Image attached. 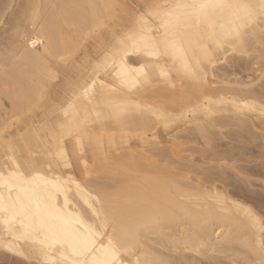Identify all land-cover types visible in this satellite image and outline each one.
<instances>
[{
	"label": "bare ground",
	"instance_id": "bare-ground-1",
	"mask_svg": "<svg viewBox=\"0 0 264 264\" xmlns=\"http://www.w3.org/2000/svg\"><path fill=\"white\" fill-rule=\"evenodd\" d=\"M125 2L126 0H26L25 6L29 9L28 27L23 29L20 28L21 25H16L12 28L13 33L8 40L11 47L8 54L3 53L4 57L2 54L0 58V170L7 175L9 171L7 165L14 160L16 164L21 165L20 171L26 174L46 178L58 177L65 183L60 192L52 191L51 202L57 207H63L67 196L70 202L69 212L73 211L71 205L80 207L77 201L82 204L81 197L98 200L99 203L94 204L93 207L98 209L99 216L89 219L91 216L89 212L84 216L87 224H100L107 218L108 223L104 231L122 244L134 246L141 264H203V261L200 262L202 258L212 259V262L211 260H208L209 263L204 262L208 264H264V231H262L264 224L260 223L264 220V196L248 178L251 170L264 173V161L246 168L234 163L228 165L222 160L229 159V156L221 155L220 150H217L216 157L212 154L214 148L210 147L213 149L211 154L216 157L217 160H214L217 163L206 167L204 164L203 172L205 168L209 169L204 174L197 172L201 169L198 158H192V162L199 165V167L196 165V171L195 163L192 165L189 160L190 165L184 163L182 166L183 169L185 168L184 172L175 169L178 161L181 162L182 159L181 161L175 159L173 162H168V164L173 163L171 164L173 169L164 171L161 168L163 171L161 173H168V175L164 174L167 175L166 179L154 177L160 172L155 168L148 171L152 178H145L144 182L138 180L137 175L131 176V182L133 178L138 180H134L135 186L125 179L129 182L126 183L127 186L121 190L116 188L118 190L116 191L118 193L120 190L126 196L118 194L117 197L114 196L115 199L112 196L114 200L109 197L110 194L102 193L105 184L102 186L103 190L98 192L100 189L97 187L99 190H96L97 188L94 187V184H98L95 182L97 179L95 178L93 184V180L88 178L86 169L88 157L91 153L105 151L102 138L91 137L100 129L113 131L115 128L120 132L133 130L144 134L152 131L156 135L159 127L175 126L179 128L174 131L175 133L177 131L182 133L185 130L186 133L189 132L188 138L182 136V134L186 136L185 133L181 134L186 144L187 139L195 141L196 137H207L206 133H209L207 127L236 125L239 128H247L248 118L245 119V115L249 112L258 114V118L264 122V87L259 86L258 89L252 86L246 87L244 85L248 83L244 80V82L234 81L232 85L231 79H228L230 73L228 74L226 68L221 66L223 59L227 58L229 53L232 55L236 51L237 53L256 52L253 54L254 64L264 66V22L258 17L249 25L242 41L219 48L212 44L207 54L201 51L200 44L204 41L200 34L195 29L186 30L183 59L196 65L195 76L183 70V61L179 56L169 55L157 63L148 59L143 53L129 49L126 56L129 65L150 66L151 71L147 81L138 86L121 87L118 81L113 82V78L109 76L105 81L106 87H97L95 95L88 101L81 99L77 102L75 97L84 82L88 80L91 66L99 56L103 55L108 37L124 28L136 14L144 11L145 5L172 3L176 0H137L136 3L127 5ZM244 2L258 4L259 0H244ZM12 8L10 4L2 9L4 12L1 11L0 26L5 24L3 18ZM22 13L24 16L25 10ZM22 16L19 15L20 18ZM98 25H104L105 29L99 30ZM197 60H199L198 64ZM69 67L71 73L68 77L73 88L65 90L64 99L55 98L54 80L60 78L62 73L67 75ZM161 68L166 75H160ZM253 70L256 71L255 68ZM6 99L8 105H5ZM74 103L76 104L74 111L79 114L78 124L73 126L71 132H62L61 125L72 119L65 117L64 110L69 104ZM137 105L141 107L137 108ZM189 111L192 113V121L187 122L191 124L186 125V122L182 124V115ZM125 115L128 116L125 118ZM251 124L250 122L249 127ZM27 125L29 130H26L24 135L13 130L14 127L25 128ZM182 126L185 128H181ZM116 132L115 130L114 133ZM178 134L172 137L181 138ZM156 148L157 152L159 148ZM151 149L153 150L152 147ZM60 150L66 152L63 158L55 155ZM160 151L158 152L161 156ZM230 151L229 154L236 157V154L232 153L233 150ZM156 152L155 155H158L159 153ZM129 153L127 151V154ZM126 155L125 157H128ZM213 157H209V160ZM128 158L131 163L126 162L132 166L135 160ZM140 159L138 166L143 163ZM145 162L146 160L144 164ZM135 164L133 167L137 166ZM126 168L129 169L128 165ZM192 170L199 175L197 178L191 176ZM260 182L264 190V179ZM76 183L80 185V190H77ZM0 191L8 195L7 188H2ZM11 194L15 197L18 193L14 190ZM20 195L24 196L23 193ZM112 203L117 206H113ZM241 208L250 210L256 222L253 223L240 210ZM23 232L24 230L17 226L10 233L0 225L1 251L6 250L28 257L32 256L29 252L31 249L39 256L32 240L22 235ZM104 239L106 242L107 237ZM156 245L162 249L156 248ZM236 245L238 249L234 250ZM3 252L5 256H10L7 252Z\"/></svg>",
	"mask_w": 264,
	"mask_h": 264
},
{
	"label": "snow or ice",
	"instance_id": "snow-or-ice-1",
	"mask_svg": "<svg viewBox=\"0 0 264 264\" xmlns=\"http://www.w3.org/2000/svg\"><path fill=\"white\" fill-rule=\"evenodd\" d=\"M144 7L145 10L136 14L124 28L108 37L103 55L91 66L88 77L91 82L86 80L81 86L75 97L77 102L81 99L88 101L95 95L97 87H106L105 81L109 76L121 87L138 86L147 81L150 66L129 65L126 60L129 49L143 53L157 63L169 55L179 56L183 70L195 76L196 65L183 59L186 30L195 29L200 34L204 41L200 44L201 51L207 54L212 44L219 48L242 41L249 25L257 17L264 22V0H259L258 4L244 0H176ZM98 29L103 31L105 26L98 25ZM160 75H166L163 68ZM75 108L74 103L64 110L65 117L72 119L61 125L62 132H71L78 124L79 114ZM55 155L63 158L66 152L60 150ZM7 167V175L0 170V189H8L7 196L0 191V225L10 233L17 226L22 228V235L32 240L40 256V264H141L134 246L122 244L104 231L107 218L100 224H87L84 216L89 212V219L99 216L98 209L93 207L99 203L98 200L81 197L83 203L77 201L80 207L71 205L73 211L69 212L67 196L63 207L51 202L52 191L60 192L64 181L58 177L46 178L21 172V165L14 160ZM76 188L80 190L78 183ZM14 190L18 193L15 197L11 194ZM240 210L253 223L256 222L250 210ZM260 223L264 224V220ZM104 237H107L106 242Z\"/></svg>",
	"mask_w": 264,
	"mask_h": 264
},
{
	"label": "rangeland",
	"instance_id": "rangeland-1",
	"mask_svg": "<svg viewBox=\"0 0 264 264\" xmlns=\"http://www.w3.org/2000/svg\"><path fill=\"white\" fill-rule=\"evenodd\" d=\"M12 0H0V2L2 3H0V15L4 12V11H2V9H4V8H7L8 7V5L10 6V4H12V9H5V10H8L7 11V13L5 14V16H4V18H3V20H4V22H5V24L4 25H2V26H0V36H2V37H0V58H2V54L4 53V54H8V50L10 49V42H8V40H10V36L12 35V33H13V27L14 26H16V25H18V26H20V28L22 27L23 29L24 28H27L28 27V13H29V9L28 8H26V0H13L12 2H11ZM18 1H20L19 3H18ZM135 1H137V0H126V5L129 3V4H134V3H136ZM11 2V3H10ZM21 4H23V6L21 5ZM15 8V9H14ZM23 9V10H22ZM20 10V11H19ZM25 10V13H24V16H22L23 15V13L21 14V12H23ZM1 11H2V13H1ZM14 13H16V14H14ZM19 13V14H18ZM14 14V15H13ZM17 14H18V16H17ZM19 15L20 16H22L21 18L19 17ZM129 15V14H128ZM8 16V17H7ZM18 18H20V19H18ZM14 19V20H13ZM17 19L19 20V21H17ZM15 20H16V22H15ZM24 21V22H23ZM26 21V22H25ZM26 23V24H25ZM7 24V25H6ZM23 25V26H22ZM27 26V27H26ZM10 28V29H9ZM3 30H4V32H3ZM9 30V31H8ZM11 30V31H10ZM4 33V34H3ZM2 41V42H1ZM3 41H5V42H3ZM5 43H8V44H5ZM9 45V46H8ZM7 47V48H6ZM3 48V49H2ZM2 50V51H1ZM4 50V51H3ZM7 50V51H6ZM7 53H6V52ZM236 51V50H235ZM234 51V52H235ZM233 52V53H234ZM4 54H3V57H4ZM230 55H228L227 56V58H224L223 59V61L221 62L222 64H221V66L223 67V68H226V70L228 71V74L230 73V74H232V75H230L229 74V77H228V79H231L230 80V82H234V81H239L240 80V82H242L243 80L245 81V82H247L248 84L247 85H244V86H246V87H253V88H255V87H257L256 89H258V88H262V87H264V66H262V64H256L257 65V67H259V68H257L256 67V65L254 64V57H253V54H256V52H248V53H237V51L234 53V54H232L231 55V53H229ZM241 55V56H240ZM252 55V56H251ZM238 59H237V58ZM242 57V58H241ZM246 57V58H245ZM251 57H252V59H251ZM232 58V59H231ZM236 58V59H235ZM241 58V59H240ZM232 60V61H231ZM233 60H234V62H233ZM239 60H240V62H239ZM246 61V62H245ZM252 61V62H251ZM229 65H228V64ZM249 64V65H248ZM251 64V65H250ZM223 65H225V66H223ZM255 65V67H253ZM258 65H260V66H258ZM246 66H247V68H246ZM262 66V67H261ZM238 67V68H237ZM241 67H243V68H241ZM250 67V68H249ZM255 68V70L256 71H254L253 69ZM229 69V70H228ZM250 69V70H249ZM252 69V70H251ZM254 71V72H253ZM69 73L66 75L65 73H62L61 74V76H60V78H58V79H56V80H54V92H55V95H56V97L55 98H61V99H64V97H65V90L67 89V88H69V89H72L73 88V86H72V84H71V82H70V80H69V77L68 76H70L69 74L71 73V70H70V67H69V71H68ZM245 72V73H244ZM257 74H256V73ZM233 73H235V74H233ZM255 75H254V74ZM260 73V74H259ZM259 74V75H258ZM235 75V76H234ZM248 75H250L248 78H247V76ZM255 76H257L256 78H255ZM243 77H244V79H243ZM238 78V80H236ZM254 81H253V80ZM233 80V81H232ZM242 80V81H241ZM249 82H248V81ZM252 80V81H251ZM56 81V82H55ZM243 81V82H244ZM58 82V83H57ZM232 85H234V83L232 84ZM263 85V86H262ZM64 86V87H63ZM260 86V87H259ZM56 90V91H55ZM58 90V91H57ZM63 91V92H62ZM62 94H63V96H62ZM6 102V104L5 105H8L9 103H7V99L5 100ZM123 116V115H122ZM128 115H125L124 117L126 118ZM253 117V118H252ZM123 118V117H122ZM249 119V121H248V119ZM181 119H182V124L183 123H185L186 122V125H190V124H188L189 122H187V121H189V120H191L192 121V113L189 111V113H185L184 115H182V117H181ZM245 119H247V123H248V127H249V124H250V122L252 123L251 125H250V129L247 127H244V128H239V127H237L236 125H229V126H217V127H211V128H208L207 127V131L209 132V133H206L207 134V137H196V139H195V141H193V140H186V144H185V137H187L188 138V136H189V134L187 135V133H189V132H187L186 133V130L183 132L182 131V133H185L186 134V136L184 135V134H182V133H179V132H181V131H177L176 133L174 132V131H176L177 129H179L178 127H175V126H173V128H168V127H159V132H155L156 133V135L154 134V132H147L146 134H144V133H142V132H140V131H138V133L137 132H134L133 130V132L130 130V132L128 131V132H126V131H121L120 132V130H118V129H115L114 128V130L111 132L109 129H100L99 131L97 130V131H95L94 132V135H92L91 137H98V138H102V141H103V144H104V146H105V151H104V153H91V156H89L88 157V159H87V164H86V169H87V171H88V178L89 179H92L93 180V184L96 182H98V184H99V186H98V184L96 185V184H94V187H95V189L96 190H99L98 192H101L102 190H103V184H105L104 185V188L106 189H104L103 191H102V193H104V194H107V195H111V196H109L110 198H112V196H113V198L115 199V195H116V197H117V195L118 194H125V193H123L122 191H120L122 188H124L125 186H127L126 185V183H129V182H126V181H130V183L133 185L134 184V180L136 181L137 179H135V178H133V180H132V182H131V180L130 179H132V177H134L135 175H137L136 176V178H138V180H144V181H146V179L147 178H152L151 177V175L149 174L150 172H148L149 170H151V168L152 169H154L155 168V170L156 169H159V171H157V172H159V174L157 175V176H154V177H156V178H161L162 177V179H166L165 178V176H167L168 175V173L167 172H165V173H167V175H164L165 173H161V172H163L162 170H161V168L165 171V169H166V171H167V169H169V168H171V169H173V166L171 165V164H173V163H169L168 164V162H173L175 159H176V161H178L177 159H180V161H181V159H182V161L181 162H179L178 161V163L176 164V165H174V167H175V169L177 170H179L178 172H184L185 171V168L183 169V165H184V163L185 164H187L188 163V165H190L191 163H192V165H194V163L192 162V158H194V157H196V158H198L197 160H198V163H199V165H201L200 167H201V169H199V171L197 170V172H203V165L205 164V167H206V165H213V163H217V159H216V157H217V155H216V153H218L217 152V150L219 151L220 150V154L221 155H225L226 157L227 156H229V159H225V160H222V162H224V163H226V164H231V163H234L235 165L237 164V166L238 165H243V167L244 168H246L247 166H252V165H255V163L256 164H261V162L260 161H264V158H262V154H264V142H263V139H264V135L262 134V133H264L263 132V130H264V128H263V125H264V122H263V120H261V119H259L258 118V114H256V113H253V112H249V113H246V115H245ZM256 121H259V122H256ZM262 121V122H261ZM254 122H256V123H254ZM195 123V122H194ZM259 123H260V125H262V126H260L259 125ZM251 126L254 128H252L251 129ZM255 126V127H254ZM259 126V127H258ZM28 128V129H27ZM181 128H185L184 126H182ZM223 128V129H222ZM228 128V129H227ZM247 129V130H246ZM13 130H15V131H17L18 133H21V134H23L24 135V133H26L25 131L26 130H29V126L27 125L25 128L24 127H14V129ZM115 130L117 131L116 133H114L115 132ZM212 130V131H211ZM214 130V131H213ZM239 130V131H238ZM250 130V131H249ZM111 132V133H110ZM197 131H195V133H196ZM213 132H214V134H213ZM216 132H217V135H216ZM257 132H258V134H257ZM262 132V133H261ZM104 133V134H103ZM205 133V132H204ZM212 133V134H211ZM170 134V135H169ZM176 134H178V135H180V137H181V134H182V136L184 137H181V138H173L172 136H174L175 137V135ZM220 134V135H219ZM244 135V136H243ZM261 135L263 136V137H261ZM177 136V135H176ZM209 136V137H208ZM212 136H214V137H212ZM120 137V138H119ZM212 137V138H211ZM247 137V138H246ZM175 139V140H174ZM198 139H199V141H198ZM208 139V140H207ZM141 140V141H140ZM168 140H171V141H168ZM179 140V141H178ZM201 140V141H200ZM211 140V141H210ZM232 140V141H231ZM239 140V141H238ZM249 140V141H248ZM254 140V141H253ZM258 140V141H257ZM39 141V140H38ZM129 141V142H128ZM188 141H190V142H188ZM197 141V142H196ZM207 141V142H206ZM209 141H210V143H209ZM246 141V142H245ZM252 141V142H251ZM188 142V143H187ZM201 142V143H200ZM253 142H254V144H253ZM262 142V143H261ZM184 143V144H183ZM211 143H212V145H211ZM225 143V144H224ZM237 143V144H236ZM130 144V145H129ZM161 144V146H159ZM229 144V145H228ZM172 145V146H171ZM207 145V146H206ZM209 145H211V146H209ZM213 145H215V147L213 146ZM253 145V146H252ZM261 145H263V146H261ZM154 146H156V147H158L159 149H158V151H160V152H162V154H164V155H162L161 154V156H160V153L157 151H155V150H157V148L156 147H154ZM201 146V147H200ZM204 148H203V147ZM229 146V147H228ZM232 146V147H231ZM140 147V148H139ZM153 148V150H152V152H150L151 150H150V148ZM162 149H161V148ZM190 147V148H189ZM211 147V148H214V151H213V149H209V148ZM237 147V148H236ZM262 147V148H261ZM119 148V149H118ZM149 148V150H147ZM155 148V149H154ZM192 148V149H191ZM202 148V149H201ZM220 148V149H219ZM232 148H234V149H232ZM251 148V149H250ZM261 148V149H260ZM126 149V150H125ZM128 149V150H127ZM144 149V150H143ZM196 149H197V152H196ZM228 149V150H227ZM122 150H123V152H122ZM185 150V151H184ZM206 151V153H203L204 151ZM221 150H223V152H225V150H227L226 152L229 154V152H231L230 150H233L232 151V153L234 154H236V157L235 156H232V155H227V153L225 152L224 154H223V152H221ZM260 150V151H259ZM117 151V152H116ZM125 151V152H124ZM127 151H128V153L129 154H127ZM168 151V152H167ZM184 151V152H183ZM187 151H189V152H187ZM202 151V152H201ZM211 151H213L212 152V154H214L216 157L214 158L213 157V155L211 154ZM243 151V152H242ZM259 151V152H258ZM150 152V153H149ZM154 152H156V154H158V155H155V153ZM170 152H171V154H170ZM210 152V153H209ZM238 152V153H237ZM262 152V153H261ZM118 153V154H117ZM152 153V154H151ZM202 153V154H201ZM116 154V155H115ZM127 154V155H126ZM154 154V155H153ZM199 154H201V155H199ZM243 154V155H242ZM255 154V155H254ZM117 155H119V156H117ZM125 155L126 156H128V157H131V158H133V160H135V162L134 161H132V162H134V163H132V166H131V164L129 165L128 164V162H129V158L128 157H125ZM206 157H205V156ZM208 155V156H207ZM111 156V157H110ZM116 156V157H115ZM120 156H122L121 158H120ZM160 156V157H159ZM165 156V157H164ZM170 156H171V158H170ZM174 156H175V158H174ZM203 156V157H202ZM243 156V157H242ZM247 156V157H246ZM249 156V157H248ZM166 159V161H165V159ZM177 157V158H176ZM184 157V158H183ZM209 157H213V159L211 158V160H209ZM231 157H233V158H231ZM111 158V159H110ZM115 158V159H114ZM141 158V159H140ZM172 158H174L172 161H171V159ZM237 158V159H236ZM251 158V159H250ZM255 158V159H254ZM257 158V159H256ZM119 159V160H118ZM121 159V160H120ZM128 159V160H127ZM138 159H140V161L142 160L143 161V163H142V165H139L138 166V162H139V160ZM158 160V161H155V160ZM162 159H164L163 161H162ZM214 159H216V160H214ZM236 159V160H235ZM247 159V160H246ZM98 160V161H97ZM125 161V163H124V161ZM138 160V161H137ZM146 160V164H144V161ZM189 160H190V162L191 163H189ZM79 161V160H78ZM94 161H96V162H94ZM116 161V162H115ZM121 161H123L122 162V164H121ZM126 161H128V162H126ZM131 161V160H130ZM160 161V162H159ZM187 161V162H186ZM243 161V162H242ZM77 162V161H76ZM94 162V163H93ZM126 165V167H127V165H128V168L129 169H127L126 167H124V164ZM129 163H131V162H129ZM136 163V164H135ZM182 163V164H181ZM198 163L196 164L195 163V171H196V165H197V167H199V165H198ZM249 163V164H248ZM91 164V165H90ZM108 164V165H107ZM133 164H135V165H137L138 166V169L136 168L137 166H135V167H133L134 165ZM179 164H181V166H179ZM112 165H113V167H112ZM145 165H149V166H145ZM152 165V166H151ZM130 166L133 168H131V170H130ZM143 166V167H142ZM97 167H99V168H97ZM145 167H150L149 169L148 168H145ZM204 167V168H205ZM120 168V169H119ZM143 168H144V170H143ZM182 168V169H181ZM91 169H93V170H91ZM108 169V170H107ZM180 169L182 170V171H180ZM134 172H133V171ZM137 170V171H136ZM194 170H192L193 172H191V176H193L194 178H197V176H199ZM201 170V171H200ZM207 170H209V169H207ZM206 170V168H205V171H207ZM213 170V169H212ZM229 170V169H228ZM100 171V172H99ZM127 171V172H126ZM142 171V172H141ZM204 171V172H205ZM210 171H211V169H210ZM229 171H231L232 172V170H229ZM251 171H253V170H251ZM251 171H249L251 174H250V177L248 176V178L251 180V182L253 183V185L255 186V188L256 189H259V190H261V192H262V194H263V196H264V190L262 189V185H260L261 184V182L260 181H262L264 178V173L262 172V174L261 173H258L259 171H253V172H251ZM92 172H93V174H92ZM132 172V173H131ZM147 172V173H146ZM152 172V171H151ZM196 174H195V173ZM204 172H203V174H204ZM140 173H141V176H143V177H141V176H139L140 175ZM143 173V174H142ZM145 173H146V176H145ZM160 173H161V176H159L160 175ZM189 173V172H188ZM233 173V172H232ZM130 176H129V175ZM202 174V175H203ZM255 174V175H254ZM190 175V174H189ZM201 175V176H202ZM92 176V178H90ZM132 176V177H131ZM164 176V177H163ZM204 176V175H203ZM252 176V177H251ZM131 177V178H130ZM97 180H96V179ZM129 178V179H128ZM146 178V179H145ZM200 178V177H199ZM263 178V179H262ZM123 179V180H122ZM125 179H126V181H125ZM96 180V181H95ZM137 180V181H138ZM95 181V182H94ZM105 181V182H104ZM143 181V182H144ZM101 182V183H100ZM257 182V183H256ZM114 183V184H113ZM116 184V185H115ZM100 185H101V188H100ZM124 185V186H123ZM106 186V187H105ZM109 186H110V188H109ZM133 186H135V184L133 185ZM120 187V188H119ZM120 189L119 190V192L117 193V189ZM102 189V190H101ZM112 189V190H111ZM117 190V191H116ZM107 191V192H106ZM110 191V192H109ZM117 193V194H116ZM125 196H126V194H125ZM124 197V196H123ZM112 198V199H113ZM113 199V200H114ZM112 205L114 206H117V204H115V203H112ZM155 237V236H154ZM156 248H158V249H160L161 247L160 246H158V245H156ZM162 249V248H161ZM234 250H236V249H238V246L236 245V246H234V248H233ZM0 251H1V249H0ZM3 251H5V252H7L10 256H5L6 254L3 252ZM2 252L4 253V254H2ZM30 255H32V256H28V257H26V256H19L18 254H16V253H13V252H10V251H6V250H2L1 252H0V264H40V256H38V255H35V253H34V250H31L30 249ZM227 253H229L230 254V252H227ZM33 254H34V256H33ZM219 255H221L220 253H219ZM17 258H16V257ZM19 257H21V258H19ZM15 258V259H14ZM26 258V259H25ZM202 258V257H201ZM200 258V259H201ZM17 260V261H16ZM23 260V261H22ZM38 260V261H37ZM207 260V261H206ZM208 260L210 261V262H212V259H208V258H202L201 259V263H202V261H203V264H208L209 262H208ZM204 262H208V263H204Z\"/></svg>",
	"mask_w": 264,
	"mask_h": 264
}]
</instances>
